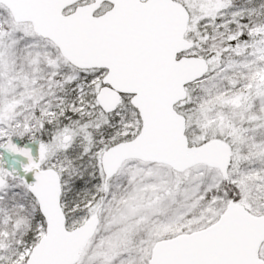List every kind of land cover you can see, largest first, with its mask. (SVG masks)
<instances>
[{
	"label": "snow or ice",
	"instance_id": "snow-or-ice-1",
	"mask_svg": "<svg viewBox=\"0 0 264 264\" xmlns=\"http://www.w3.org/2000/svg\"><path fill=\"white\" fill-rule=\"evenodd\" d=\"M0 264H264V0H0Z\"/></svg>",
	"mask_w": 264,
	"mask_h": 264
}]
</instances>
